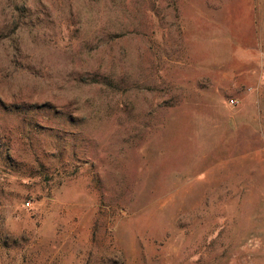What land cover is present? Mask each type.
I'll list each match as a JSON object with an SVG mask.
<instances>
[{
    "label": "rangeland",
    "instance_id": "374dc122",
    "mask_svg": "<svg viewBox=\"0 0 264 264\" xmlns=\"http://www.w3.org/2000/svg\"><path fill=\"white\" fill-rule=\"evenodd\" d=\"M0 264H264V0H0Z\"/></svg>",
    "mask_w": 264,
    "mask_h": 264
},
{
    "label": "built area",
    "instance_id": "2783aa9c",
    "mask_svg": "<svg viewBox=\"0 0 264 264\" xmlns=\"http://www.w3.org/2000/svg\"><path fill=\"white\" fill-rule=\"evenodd\" d=\"M232 103L235 104V101H233Z\"/></svg>",
    "mask_w": 264,
    "mask_h": 264
}]
</instances>
